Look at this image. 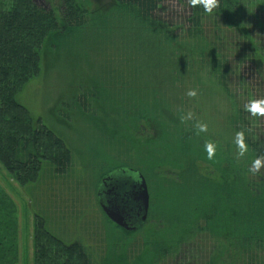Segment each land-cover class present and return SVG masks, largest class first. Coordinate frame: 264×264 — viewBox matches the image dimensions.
I'll use <instances>...</instances> for the list:
<instances>
[{
	"label": "trees",
	"instance_id": "1",
	"mask_svg": "<svg viewBox=\"0 0 264 264\" xmlns=\"http://www.w3.org/2000/svg\"><path fill=\"white\" fill-rule=\"evenodd\" d=\"M56 2L63 6L60 14L35 0H0V161L30 192L49 178L50 188L57 190L55 204L65 212L63 226H69L67 216L74 208L77 223L85 218L80 215L84 199L80 203L74 181L75 152L18 96L40 74L43 51L53 41L98 10L106 11L104 28L115 30L112 42L122 49L119 62L131 63V74L140 73L144 81L133 89L139 93L129 109L100 113L99 133L116 144L120 134L119 143L129 146L105 156L132 158L107 160L97 178L126 165L145 176L151 202L146 222L134 231L113 223L99 207L105 221L98 227L97 246L63 239L37 213L34 264H264V167L255 175L249 172L252 161L264 156V135L228 84L234 71L226 53L232 48L228 35H239L257 68L264 69L257 37L264 26V0H220L212 15L190 7L177 29L159 16L162 0ZM189 78L195 87L208 84L228 97L229 127L234 136L243 129L249 146L243 158H237L234 142L212 131L196 134L199 107L193 120L181 123L180 116L188 112L183 93ZM206 140L217 144L212 160ZM15 213V204L0 187V264H18ZM203 242L206 249L197 254Z\"/></svg>",
	"mask_w": 264,
	"mask_h": 264
},
{
	"label": "rangeland",
	"instance_id": "2",
	"mask_svg": "<svg viewBox=\"0 0 264 264\" xmlns=\"http://www.w3.org/2000/svg\"><path fill=\"white\" fill-rule=\"evenodd\" d=\"M50 1L46 0V5L39 1L35 2L47 10L57 9L60 14L63 10L61 2L52 0L50 6L48 5ZM189 11L187 0H162L158 14L176 27L185 22ZM104 15H107L106 11L98 10L92 17L87 18L85 23L72 27L64 37L53 41L51 47L43 51L40 74L18 96L19 101L35 117H41L44 124L64 137L75 152L74 181L80 203L84 199L80 215L85 217L77 223L79 214L75 217L77 209L74 208L71 215L67 216L70 227L63 226L60 216L65 212L60 208L62 207L60 203L55 204V200L58 199L55 194L57 190L50 188L49 178L43 177L33 188V192H30L29 188H23L14 180L0 161V187L16 208L18 264H34L33 240L37 213L43 214L49 221L51 230L63 239L71 241L80 238L88 244L97 246L98 227L101 228V221L102 223L105 221L99 212L101 206L98 188L101 180L98 181L97 176L103 164H107V160L126 161V158L128 160L132 158L130 155L105 156L108 151L117 154L129 146L124 142L119 143L120 134L117 135L116 144L97 129V125L102 122L100 113L104 109L113 111L125 107L129 109L132 100L134 101L139 93L133 89H140L144 81L140 73L131 74V63L124 66L119 62L121 57L117 55H121L122 49L112 42L115 36L113 27L104 28L103 22L106 21ZM257 30V37L264 49V26ZM226 42L232 45L226 53L234 71L229 77L228 84L241 104L244 106L247 103L250 99L248 96L264 97V69L257 68L247 42L235 34L228 35ZM121 67L126 71H122ZM192 82L190 78L187 80V88L183 93L188 111L199 113L197 111L199 107L202 115H196L197 120L207 123L208 131L214 132L220 139L233 143L235 136L226 118L228 97L221 90L211 88L208 84L195 87ZM247 88L248 95L245 97L243 92ZM188 89H196L197 97L193 99L187 97L185 93ZM77 90L78 92L74 93ZM253 120L257 131L264 135V118ZM128 168L124 165L118 170ZM47 191L54 194H48ZM67 192L65 195L69 196L70 193ZM71 210L72 208H65V211ZM88 221L89 225L84 227V223ZM75 223L78 227L72 226ZM204 249L206 243H199L197 254Z\"/></svg>",
	"mask_w": 264,
	"mask_h": 264
},
{
	"label": "water",
	"instance_id": "3",
	"mask_svg": "<svg viewBox=\"0 0 264 264\" xmlns=\"http://www.w3.org/2000/svg\"><path fill=\"white\" fill-rule=\"evenodd\" d=\"M99 203L105 215L128 231L140 228L150 209V191L142 173L116 170L103 177L98 188Z\"/></svg>",
	"mask_w": 264,
	"mask_h": 264
},
{
	"label": "clouds",
	"instance_id": "4",
	"mask_svg": "<svg viewBox=\"0 0 264 264\" xmlns=\"http://www.w3.org/2000/svg\"><path fill=\"white\" fill-rule=\"evenodd\" d=\"M187 3L192 8H201L204 13L208 15H212L215 10L220 7V0H187ZM185 95L190 99H193L197 97L198 91L196 89H188ZM244 111L253 118H264V97L250 98L244 105ZM194 115L195 114L192 111L183 113L180 116L181 123L193 120ZM194 128L196 129V134L199 135L200 133H205L208 131V124L197 120L194 124ZM234 144L237 149V158H243L249 150V146L246 142L245 131L243 129L236 132ZM204 148L207 153V158L209 160L214 159L217 151L216 142L206 140ZM262 167H264V156H258L252 161L249 167V172L255 175L259 173Z\"/></svg>",
	"mask_w": 264,
	"mask_h": 264
},
{
	"label": "flooded vegetation",
	"instance_id": "5",
	"mask_svg": "<svg viewBox=\"0 0 264 264\" xmlns=\"http://www.w3.org/2000/svg\"><path fill=\"white\" fill-rule=\"evenodd\" d=\"M35 1H39L41 4L46 5V0H35Z\"/></svg>",
	"mask_w": 264,
	"mask_h": 264
}]
</instances>
